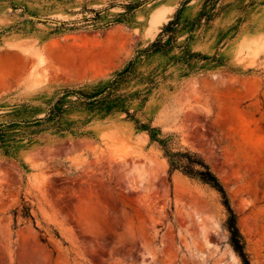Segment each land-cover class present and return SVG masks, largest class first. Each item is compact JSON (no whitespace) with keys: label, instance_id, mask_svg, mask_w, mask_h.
Wrapping results in <instances>:
<instances>
[{"label":"rangeland","instance_id":"obj_1","mask_svg":"<svg viewBox=\"0 0 264 264\" xmlns=\"http://www.w3.org/2000/svg\"><path fill=\"white\" fill-rule=\"evenodd\" d=\"M158 38L167 46L141 52ZM131 61L125 107L210 166L264 264V0H0V264H242L218 191L170 180L161 145L126 113L70 103L37 127L65 91Z\"/></svg>","mask_w":264,"mask_h":264},{"label":"trees","instance_id":"obj_2","mask_svg":"<svg viewBox=\"0 0 264 264\" xmlns=\"http://www.w3.org/2000/svg\"><path fill=\"white\" fill-rule=\"evenodd\" d=\"M178 20L179 12H177L173 20L169 21L165 25L163 31L160 33V36H172L174 27L177 25ZM166 46L167 43L165 44L163 41H161V38H158L151 43L148 49L141 52H156ZM134 66L135 62L131 61L129 65L118 71L115 77L107 82L104 86L93 87L91 91L85 90L86 87H83L81 90L65 91V94L61 96L55 103L48 105L45 117L38 118L36 120V125H40L37 127L46 128L51 124L50 122H53V124L50 126L60 123L61 118L69 110L70 103H77L80 106H85L89 109L96 107L98 109V113L103 117L117 111L126 113V118L135 121L137 129L146 131L149 134L150 140L152 142H158L161 145L163 149V156L168 162V174L170 180L174 173L178 172L190 179L198 180L201 183L206 184L218 191L222 198L223 205L226 207L228 212L226 226L229 231V242L233 250L241 259L242 264H253L249 259L245 249L243 236L241 235L237 225V215L230 206L222 183L212 171L210 166L196 152H193L187 148H179L176 150L171 148L168 145L166 139L160 137V132L156 127H151V125L141 123L138 119H135L130 110L125 107L127 96L124 92L120 91L119 86L123 81H126L127 78L131 76ZM71 94L78 96L77 101L65 100V97ZM7 127L8 125L4 126L0 124V146L5 148L6 153H8L7 148L10 145L9 135H7L8 131L6 130ZM34 133H37V131ZM13 215L14 225L16 226L18 224L17 211H14ZM21 216L26 219L32 218L34 220V217L31 213V207L28 205L23 206L21 210Z\"/></svg>","mask_w":264,"mask_h":264},{"label":"bare ground","instance_id":"obj_3","mask_svg":"<svg viewBox=\"0 0 264 264\" xmlns=\"http://www.w3.org/2000/svg\"><path fill=\"white\" fill-rule=\"evenodd\" d=\"M164 12H165L164 9H159L157 12H155V14H154L155 21H158V22L161 21L163 19ZM139 180H140V178H139Z\"/></svg>","mask_w":264,"mask_h":264}]
</instances>
